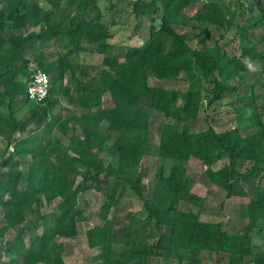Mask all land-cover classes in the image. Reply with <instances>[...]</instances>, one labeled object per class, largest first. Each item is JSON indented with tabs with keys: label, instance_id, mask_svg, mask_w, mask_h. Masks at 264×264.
<instances>
[{
	"label": "trees",
	"instance_id": "obj_1",
	"mask_svg": "<svg viewBox=\"0 0 264 264\" xmlns=\"http://www.w3.org/2000/svg\"><path fill=\"white\" fill-rule=\"evenodd\" d=\"M64 1L68 5L74 3V0H43L40 5L34 0H0V106L4 103L9 106L8 118L0 114V138L7 141L6 148L15 146L9 156H0V172L8 168L6 179L0 181V209L6 221L0 228V241L2 250L10 257L5 264H64L63 244L58 243L57 238L71 239L77 235L78 196L89 191L90 181H95L96 191L107 183L110 190L107 197L112 203L121 186L128 187L139 199L143 198L145 171L134 177L130 174L142 165L147 154V138L141 133L149 128L150 110L159 112L165 119L155 156L151 200L146 203L148 217L157 232L146 234L142 240L127 237L120 241L123 247L116 254L113 247L115 222L106 218L86 232L88 247L100 250L96 260L100 264H157V259L162 258L166 264L173 260L176 264H201L197 256L205 251L228 255L229 264H264V246L256 250L252 244L255 231L264 232V121L253 113L245 117L250 123L247 128L252 129L245 136L238 128L217 131L210 127L191 132L203 100L194 84L196 76L216 74L210 83L207 104L211 105L229 90L236 93L237 87L227 83L243 79L246 70L237 58L220 51L218 46L211 51L204 48L210 33L207 28L200 32L198 43L203 46L200 50L190 48L187 35L174 30L173 25L195 0H135L131 13L138 20L150 19L149 36L138 45L127 46L123 56L109 53L111 32L109 26L101 22L96 0L79 2L80 13L71 18L74 25L71 28L54 18ZM242 1L209 0L201 3L191 18L228 30L232 27L234 13L227 5L235 4L242 9ZM159 9L160 23L155 27L157 20L153 16ZM247 21L248 27H238L237 31L242 38L250 40L249 31L262 26L264 18L256 19L252 15ZM27 25L41 27L38 32L26 33ZM56 37H65L67 43L65 51L53 63H45L42 54L33 55L43 72L54 76L53 80L50 78L49 95L39 104L28 101L25 92L31 75L30 60L24 53L34 49L36 43L43 44ZM82 43L101 54L102 65L107 68L93 85L97 89L87 88L80 82L76 67L69 59L71 54L82 50ZM244 52L252 60L263 56L253 48ZM67 71L76 84L78 107L84 113L73 116L70 122H61V115L52 113L59 103L52 86L55 87L53 92L61 91L68 96L70 89L62 88ZM149 74L156 79L184 81L186 89L151 86ZM100 91L108 94L105 107H101ZM18 97L30 103L31 114L24 122L12 116V101ZM255 99L252 91L248 97L237 98L241 103ZM31 124L33 129L27 134ZM53 130L67 138L66 146L59 136L52 135ZM128 131L135 133L128 134ZM114 133L119 135L114 137ZM103 153L105 160L100 156ZM26 158L30 162L28 175L23 179L13 167ZM163 160L179 164L196 160L207 180L225 191L226 199L249 198L245 206L247 223L242 230L228 233L221 223L202 222L198 213L180 210V203H191L192 182L181 164L171 167L165 175ZM219 162H223L221 167H213ZM247 163L250 167L245 170ZM77 177L82 178L81 183H76ZM245 187L251 188L250 194L244 191ZM56 200L55 211L32 224L28 242L22 233H17L12 241L4 243L5 231L22 224L34 204L42 201L48 205ZM109 207L104 204L99 215ZM151 238L155 239L151 242ZM220 262L218 258L215 264Z\"/></svg>",
	"mask_w": 264,
	"mask_h": 264
},
{
	"label": "rangeland",
	"instance_id": "obj_2",
	"mask_svg": "<svg viewBox=\"0 0 264 264\" xmlns=\"http://www.w3.org/2000/svg\"><path fill=\"white\" fill-rule=\"evenodd\" d=\"M40 5L43 0H34ZM82 0H74L73 5H68L66 1L60 4L59 10L54 17L57 22L61 23L64 27H74L70 20L74 16L79 15L80 10L79 2ZM135 0H96L97 7L101 13V22L109 26L111 32V38L109 39L110 48L109 53L111 55L123 56L127 46L138 45L139 42L146 40L149 36V27L147 26L150 19L144 17L143 19H135L131 13L133 2ZM209 0H195L184 12V16L180 17L178 21L173 25L174 30L177 33H185L187 35V44L194 50L202 49L199 39L201 37L200 32L203 28L209 30V38L204 44L206 50L211 51L218 46L220 51L225 52L230 57L238 59L239 63L245 67V76L241 80H232L227 84L230 87H237V92L228 91L222 94L221 98L208 105V99L210 98L209 90L211 89V82L216 78L214 75H206V77L196 76L194 84L197 85L202 93L201 108L198 112L197 119L191 125V132L197 133L204 131L210 127L217 131H226L229 129L238 128L243 136L251 133L252 129L247 128L246 125H250L245 117H249L252 113L259 115L264 121V26L259 27L256 30H250V40L244 39L238 34V27H248L247 19L252 15L256 18H264L261 14V10L264 8V0H244L243 8L239 9V6L232 4L227 5L230 11L234 13V21L230 29H219L214 26H207L200 22L194 21L191 17L194 12L200 7L201 3ZM225 3V2H224ZM46 8H49L47 4H44ZM80 9V8H79ZM78 10V11H77ZM79 12V13H78ZM155 21V27L159 26V19L161 18V10L159 9L153 16ZM137 25V26H136ZM137 27V30L134 27ZM39 27L26 26V33L31 31L38 32ZM202 29V30H201ZM6 36V34H5ZM264 39V38H263ZM67 40L65 37H56L45 43H36L34 49L25 52V58L30 60L28 64L30 74L36 70L43 71L38 63L33 60L34 54H42L44 56V62L49 64L53 63L55 59L65 51V44ZM83 48L80 52L71 54L69 57L70 62L75 65L76 77L87 88L94 87L97 89L95 83L99 79L100 74L107 70L102 65L103 56L93 50L86 43H82ZM7 47V46H6ZM253 48L256 52L261 53L263 56L261 59L252 60L250 55L245 53L246 49ZM54 76L50 75L52 79ZM26 81L25 79H22ZM53 80V79H52ZM148 83L151 86L165 88V89H178L185 90L187 83L184 81H167L162 79H156L153 75L149 74ZM53 91H55L54 85ZM68 87L70 89L69 95L64 96L63 92H53L55 97L58 98L59 103L53 108V115H61V122H70L73 116H81L84 112L78 107L76 99V84L70 78V73L67 71L62 81V88ZM256 96V99L252 102L241 103L237 100L239 97H248L249 93ZM101 99L102 106L108 105V94L101 92L98 94ZM29 101V100H28ZM21 98H15L12 101L11 109L12 116L19 122H24L30 116L29 106L30 103ZM248 104V105H247ZM9 106L4 103L0 106V114L4 118H8ZM149 126L150 128L141 135L147 138V154L142 160V165L133 170L131 177H134L137 173L145 171V177L143 180V193L142 199H139L133 191H130L128 187L121 186L118 190L116 200L112 203L109 201L107 194H109V186L107 183L101 184L99 191L94 189L95 181L88 183L89 191L85 194H79L77 211V229L78 234L74 239L57 238V242L64 245V263L65 264H100L96 260V256L99 253V249H90L87 246L85 233L97 224H101L104 219H113L115 222L113 234L116 243L113 247L116 249V254L120 253L123 244L120 241H124L127 237L139 240L146 235H154L157 231L151 224V219L148 217V211L146 210V203L151 200V181L155 172L156 154L159 145L158 136L160 133V126L165 121L162 114L157 111H149ZM239 119V120H238ZM33 129V125H29L26 133ZM78 132V131H77ZM27 133V134H28ZM39 133H42L39 130ZM130 133V132H127ZM132 132L131 134H134ZM52 135L61 138L63 146L67 144V138H62L53 130ZM119 133H114L113 136L117 137ZM51 137V136H49ZM43 138L47 139L43 136ZM7 141L0 138V156L7 157L14 151L15 146L9 145L7 148ZM105 160L104 153L100 155ZM17 159V158H16ZM20 162L14 170L21 173V177L25 179L28 175L30 159L19 160ZM107 161V160H106ZM107 164V162H106ZM179 163L170 160H163L162 165L164 174L167 175L169 170L174 165ZM186 169V176L192 182L190 187V193L193 195L191 203L182 202L179 205V209L186 212L198 213L200 220L207 223H221L222 228L228 233H235L241 231L243 226L247 223V217L245 215V206L249 198L231 197L225 198V191L219 187L211 184L207 178L202 174V166L196 160H190L187 163H180ZM179 164V165H180ZM223 165V162H219L213 166L219 168ZM250 163L244 165V169H248ZM8 168L2 169L0 172V181L6 179ZM82 178L77 177L76 183H81ZM244 191L251 193L250 187H245ZM1 197V196H0ZM7 198V194L3 199ZM42 203V204H41ZM40 204H34L33 210L26 214L25 221L22 224L16 225L13 228H8L3 234V241L10 242L17 233H22L26 242L32 235L31 226L38 220L39 217L49 215L55 211L56 201L51 204H45L41 201ZM110 205L108 211L102 216L99 215L102 206ZM47 215V216H48ZM38 223V222H37ZM6 225V221L3 218L2 210L0 209V228ZM166 231L165 229H163ZM155 238H151V242ZM149 243L150 240L147 239ZM252 244L256 250L262 249L264 246V232L259 233L255 231L252 235ZM200 259L203 264H215V261L220 257L218 254H201ZM228 255H223L220 258V264H228ZM10 259L9 255L2 250V242L0 241V264H5ZM157 264H166L162 258L157 259ZM160 262V263H159ZM170 264H176V260H173ZM245 264H250L246 262Z\"/></svg>",
	"mask_w": 264,
	"mask_h": 264
},
{
	"label": "built area",
	"instance_id": "obj_3",
	"mask_svg": "<svg viewBox=\"0 0 264 264\" xmlns=\"http://www.w3.org/2000/svg\"><path fill=\"white\" fill-rule=\"evenodd\" d=\"M236 2L237 0H227ZM50 77L43 71L36 70L31 73L26 84L25 98L37 104L42 103L49 95Z\"/></svg>",
	"mask_w": 264,
	"mask_h": 264
},
{
	"label": "crops",
	"instance_id": "obj_4",
	"mask_svg": "<svg viewBox=\"0 0 264 264\" xmlns=\"http://www.w3.org/2000/svg\"><path fill=\"white\" fill-rule=\"evenodd\" d=\"M256 1H257V0H256ZM131 12H132V11H131ZM261 14H262V16L264 17V8L261 10ZM263 26H264V24H262V26H260V27H263ZM149 128H150V126H149ZM149 128H148V129H149ZM160 128H161V126H160ZM128 132H130V133H128V134H131V133H132V131H128ZM159 134H160V133H159ZM158 141H159V136H158ZM92 228H93V227H92ZM90 229H91V228H90ZM90 229H87V230H90ZM77 234H78V229H77ZM85 234H86V233H85ZM74 238H76V237H73V238H71V239H74ZM85 238H86V235H85ZM63 239H64V238H63ZM67 240H69V239H67ZM86 242H87V240H86ZM87 246H88V245H87ZM63 248H64V245H63ZM88 248H89V247H88ZM97 249H98V248H94V250H97ZM64 254H65V248H64V251H63V253H62L63 262H64V257H63ZM201 254H206V255L208 254V256L212 255V253H207V252H205V251H201V252L198 253V256H197L198 259H200L199 256H200ZM219 256H220V257H219ZM222 256H223L222 254H219V255H218L219 258H222ZM95 258H96V257H95ZM200 262H201V264L204 263V262H202L201 259H200ZM227 262H228V261H227ZM64 264H65V263H64ZM228 264H229V262H228Z\"/></svg>",
	"mask_w": 264,
	"mask_h": 264
}]
</instances>
